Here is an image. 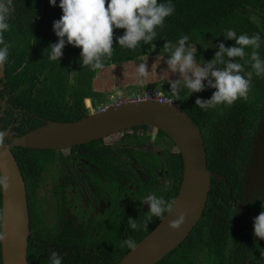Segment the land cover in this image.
Segmentation results:
<instances>
[{
	"label": "trees",
	"instance_id": "obj_1",
	"mask_svg": "<svg viewBox=\"0 0 264 264\" xmlns=\"http://www.w3.org/2000/svg\"><path fill=\"white\" fill-rule=\"evenodd\" d=\"M158 2L167 3L168 0H158ZM171 3L174 4L175 11L165 18L163 29L157 28L158 35L153 44L142 42L135 50L121 48L116 45V37L122 35L124 30L114 29V51L110 58L103 61L104 66L152 55L154 47L164 51L165 41L176 45L182 35L189 37L186 47L194 46L196 58L205 64L214 57L217 44L222 42L225 46L235 45L234 40L224 37L228 29L235 30L237 35L259 34L261 44L257 51L261 59H264V0H171ZM58 5L59 0H56L55 6L50 5L49 0H13L12 12L7 21L10 29L4 33V40L10 44V47L4 64L3 83L4 92L10 100H13L18 112L12 122L13 130L18 135L42 125L45 119L57 121L79 119L86 113L84 98L98 96V92L93 89V79L97 69L81 66L80 48L66 43L59 60L49 59L48 46L58 39L52 28L53 21L58 20L62 15ZM245 51L250 54L252 49L246 48ZM237 62L244 64V61L238 58ZM244 68L245 73L252 70L250 64H244ZM167 93L171 95L170 86ZM202 94L199 96L202 100H207L211 96L207 92ZM248 96L247 101L241 98L231 106L222 104L207 110L195 105L198 96L190 95L186 88L180 91V100L174 99L201 130L207 166L226 176L232 184L233 196L241 181L244 165L249 159L252 137L263 115L264 76L253 75ZM5 126L6 124H3L1 129ZM150 134L143 137L132 135L130 139L148 141ZM127 137L128 135L125 134L123 139ZM101 140L84 144L89 155H92L94 150L99 151L97 144L99 142L101 144ZM153 143L161 149L158 153L151 151L144 153L146 158L141 163L148 170L146 174L152 175L155 180L154 164H160L164 167L162 176L169 175L173 182L165 187L163 184L161 186L156 184L153 179L146 178V181L138 184V188L140 192L163 197L166 201L173 200L182 177V157L178 151L176 153V146L172 140L161 130L157 131ZM170 146L175 148L174 153L170 151ZM12 152L24 177L30 206L34 190L46 166L55 157L56 151L18 146L12 147ZM128 153H130L128 148H121L117 144V156ZM119 161L117 157V162ZM114 177L120 198L124 199L125 194L135 190V185L128 187L130 175H127L119 164ZM1 192L2 190H0V222ZM227 203L233 210L227 186L222 180L212 177L201 218L179 246L156 264H247V258L237 253L238 246L243 245L245 239L239 241L234 235L224 233L222 211L223 213L229 211ZM147 211L148 207L136 204L132 210L118 207L115 226L113 228L108 226L104 232L107 236L97 237L94 232L86 229L84 239L80 241L68 231L59 237L61 241L70 245L69 249L62 250V264H116L129 250L127 247L121 248V242L127 238L135 242L139 241L160 220L153 218L147 224L148 229L132 230L127 224L128 218L143 222ZM88 234L92 235V238ZM243 237L244 234H241V238ZM252 239L255 241L253 236ZM66 251L68 257L65 256ZM33 256L32 240H29L27 260L31 264H34ZM250 260L252 262L251 258ZM0 264H2L1 255Z\"/></svg>",
	"mask_w": 264,
	"mask_h": 264
},
{
	"label": "clouds",
	"instance_id": "obj_2",
	"mask_svg": "<svg viewBox=\"0 0 264 264\" xmlns=\"http://www.w3.org/2000/svg\"><path fill=\"white\" fill-rule=\"evenodd\" d=\"M49 4L55 6L56 0H49ZM12 5L13 0H0V67H3L9 55L10 44L5 42L4 33L10 29L7 21L12 12ZM58 6L62 15L52 24L58 39L48 46L49 59L59 60L67 43L80 48L81 66L90 67L92 70L102 68L103 61L112 56L114 29L124 30L122 35L116 37V45L135 50L142 42L153 44L158 35L157 28L163 29L165 18L175 11L171 0L167 3H159L158 0H59ZM224 37L234 40L235 45L225 46L222 42L217 44L214 57L205 64L197 63L194 46L191 50L186 49L189 39L187 35H182L175 46L170 41L164 42L163 50L168 53L165 61L167 67L170 72L179 74V79L170 81L171 97L180 100L182 88H186L189 94L201 92L205 89L206 81L207 87L215 91L207 100L199 97L196 99L195 105L202 110L222 104L231 106L241 98L248 100L253 75L264 76V59H261L257 51L261 44L260 35H237L235 30L228 29ZM246 48L252 49L250 54L246 53ZM237 58L244 61V64H250L252 70L245 73L244 64L237 62ZM140 59L142 62L137 66L136 74L138 79H143L148 75L147 59ZM162 91L156 94L163 97ZM172 100H167L166 105L170 106ZM160 104L165 105V100L161 99ZM90 106L94 107L91 100L87 107ZM0 144H3L2 133ZM9 180L8 175L0 174V190L6 191L9 188ZM174 203L175 200L166 201L163 197L149 195L143 200V204L148 205L143 222L129 217L127 224L135 231L148 229L147 224L153 218L163 220L165 214L172 211ZM184 221L185 214L180 212L175 219L168 222V227L178 229ZM253 236L264 240V210L253 218ZM6 238L7 234L0 231V242ZM136 246V242L131 238L123 240L120 244L121 248L127 247L130 250H135ZM49 259L51 264H62V257L56 252H52Z\"/></svg>",
	"mask_w": 264,
	"mask_h": 264
},
{
	"label": "flooded vegetation",
	"instance_id": "obj_3",
	"mask_svg": "<svg viewBox=\"0 0 264 264\" xmlns=\"http://www.w3.org/2000/svg\"><path fill=\"white\" fill-rule=\"evenodd\" d=\"M4 80L5 73L4 76H0V133L8 129L7 135L3 138V143H7L12 137L18 135L13 130L12 123L18 112H16L13 100H10L7 93L4 92ZM87 105H90L89 101ZM44 121L46 122V119ZM3 124L6 126L1 129ZM157 131L149 129L147 125H135L126 128L100 138L102 139L101 144L100 142L97 144L100 152L94 150L92 155L88 154L84 144L92 143L93 140L74 145L69 149H52L56 151L55 157L46 166L38 186L34 190L32 203L30 206L28 204L29 240H32L34 249V264H51L49 257L52 252L61 256L63 248L69 249L70 245L59 238L68 231L77 236L80 241H83L86 229L94 232L97 237L107 236L104 232L108 226L110 228L115 226L118 207L128 210H132L135 204L148 207V205L143 204V200L152 194L140 192L138 184L146 181V178L153 179L150 174L148 175L151 177H147L146 172L148 170L141 161L146 158L144 153L148 151L158 153L160 151L161 147L153 143L157 137ZM149 133L151 134L148 141L130 139L132 135L143 137ZM115 134L117 135L113 136ZM125 134L128 135V139L125 138L124 140ZM202 138L204 142L203 135ZM117 144L121 148H128L130 153L117 156ZM170 151L174 153L175 148L170 146ZM177 151L176 148V153ZM117 157L120 159L119 162H117ZM249 160L250 155L244 165L241 181L238 184V190L234 191V196L232 195L231 182L227 178L226 182L222 180L227 186L228 197L234 208L232 210L227 203L229 211L226 213L222 211L223 229L224 233L234 235L239 241L245 239L243 245L238 244L237 253L243 258H247V264H264V240L253 236V218L264 210V203L263 205L260 204L264 202V187L255 188L250 193L246 192V170ZM118 164L124 168L127 175H130L128 187L135 185V190L128 192V197L125 194L124 199L118 195L117 182L114 180ZM154 167L156 170L154 182L160 186L163 184L165 187L171 185L173 181L169 175L162 176L164 167L160 164H154ZM241 234H244L243 238H241ZM88 236L92 238V235L88 234ZM65 256H69L67 251ZM29 264L31 263L29 262Z\"/></svg>",
	"mask_w": 264,
	"mask_h": 264
},
{
	"label": "water",
	"instance_id": "obj_4",
	"mask_svg": "<svg viewBox=\"0 0 264 264\" xmlns=\"http://www.w3.org/2000/svg\"><path fill=\"white\" fill-rule=\"evenodd\" d=\"M5 67H0L4 76ZM88 97L84 98L85 106ZM135 125H147L163 131L182 157L183 170L172 211L165 214L116 264H156L189 235L202 216L211 178L226 182V177L207 166L206 150L199 127L177 104L161 105L155 101L126 103L103 112L83 114L72 121L46 120L42 125L16 135L0 144V174L9 176V188L1 192V230L7 238L1 243L2 264H29L27 247L30 218L26 185L12 147L31 149H69L74 145L104 138ZM3 138L8 129L1 132ZM154 134V132H153ZM154 137V136H153ZM264 187V112L252 138V151L246 170V192ZM183 212L185 221L178 229L168 222Z\"/></svg>",
	"mask_w": 264,
	"mask_h": 264
},
{
	"label": "rangeland",
	"instance_id": "obj_5",
	"mask_svg": "<svg viewBox=\"0 0 264 264\" xmlns=\"http://www.w3.org/2000/svg\"><path fill=\"white\" fill-rule=\"evenodd\" d=\"M192 48L193 46L186 47L187 50H191ZM167 55L168 53L160 51L154 47L152 55L141 56L147 59L146 64L148 69V75L143 79H138L136 74V68L142 62L140 59L141 57L132 61L110 64L97 69L96 76L93 79V89L98 92V96H91V102L96 106L106 99L108 93H114L128 88L139 90L145 87L156 86L164 92H167L170 86V81L179 79L178 73H172L169 71L165 62ZM197 63L203 64L198 59ZM204 83L205 89L203 91L192 92L190 95L199 97L203 95V92L212 94V92L215 91V89L207 87L206 81H204ZM116 135L117 134L113 136Z\"/></svg>",
	"mask_w": 264,
	"mask_h": 264
},
{
	"label": "built area",
	"instance_id": "obj_6",
	"mask_svg": "<svg viewBox=\"0 0 264 264\" xmlns=\"http://www.w3.org/2000/svg\"><path fill=\"white\" fill-rule=\"evenodd\" d=\"M158 91H162L158 88L152 87H145L141 89H132L128 88L126 90L117 91L114 93H108L106 99L103 100L101 103L97 104L96 106L85 107V112H103L106 111L109 107H117L122 104L126 103H139L143 101H155L160 103L161 99L165 100V104H167V100L173 99L172 104H174V98L171 95L164 93L163 97L158 96L156 93Z\"/></svg>",
	"mask_w": 264,
	"mask_h": 264
}]
</instances>
